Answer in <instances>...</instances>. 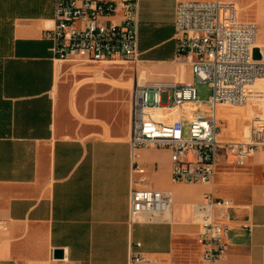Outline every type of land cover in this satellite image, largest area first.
Returning a JSON list of instances; mask_svg holds the SVG:
<instances>
[{
  "label": "crops",
  "instance_id": "obj_1",
  "mask_svg": "<svg viewBox=\"0 0 264 264\" xmlns=\"http://www.w3.org/2000/svg\"><path fill=\"white\" fill-rule=\"evenodd\" d=\"M177 1L139 0L137 67L148 81L193 84L190 66L174 58ZM259 2L254 22L263 39L256 36L255 44L264 59ZM53 12V0H0V221L8 227L0 230V264H127L133 241L157 264L195 261L200 224L191 204L204 193L231 202L222 217L228 222L225 264H264V150L236 166L220 149L210 182L185 183L171 180L167 148H139L144 173L134 174L128 143L133 74L109 80L116 63L53 59L42 36ZM113 90L124 97L120 119ZM247 92L264 104L261 83ZM218 122L220 138H236ZM134 178L143 179L136 187L171 192L168 222L128 221ZM56 249L61 257L53 255Z\"/></svg>",
  "mask_w": 264,
  "mask_h": 264
},
{
  "label": "built area",
  "instance_id": "obj_2",
  "mask_svg": "<svg viewBox=\"0 0 264 264\" xmlns=\"http://www.w3.org/2000/svg\"><path fill=\"white\" fill-rule=\"evenodd\" d=\"M52 24L42 36L57 61L78 63L127 62L134 67L129 102V137L133 173L143 174L137 160L139 148H167L170 176L174 182L208 183L217 168L220 149L240 166L257 149L264 150V123L247 139L220 138L216 109L221 105L243 106L252 99L247 86L264 79V59H254L257 25L244 20L239 8L226 0H181L174 5V58L190 66L196 80L207 82V103L212 114L192 113L189 136H182L180 103L199 100L190 82L167 85L148 81L137 68L139 0H53ZM171 87V90L169 89ZM165 93L166 102H162ZM169 101V102H168ZM129 194V222H168L173 197L170 191L136 187ZM231 202L204 193L191 204L192 217L200 224L195 242L199 256L183 264H225L228 222L223 219ZM214 209L223 213L214 215ZM227 218V216H226ZM248 228V225L244 224ZM0 221V230H7ZM154 255L141 250L140 241L130 242L127 264H157Z\"/></svg>",
  "mask_w": 264,
  "mask_h": 264
},
{
  "label": "rangeland",
  "instance_id": "obj_3",
  "mask_svg": "<svg viewBox=\"0 0 264 264\" xmlns=\"http://www.w3.org/2000/svg\"><path fill=\"white\" fill-rule=\"evenodd\" d=\"M229 2H233L236 4L240 10L239 15L242 19L253 20L255 21L258 8L260 6L259 0H226ZM263 37L258 34L257 41L262 40ZM71 65H81L78 62L64 60ZM177 63V61H176ZM116 67H113L109 70L108 78L109 80L115 79L116 81L121 80L122 78L127 76V73H132L134 67L127 62H118L116 63ZM138 68V67H137ZM190 70V67H189ZM138 72L141 75L142 71L138 68ZM147 71L144 69V76H146ZM122 75V76H120ZM120 76V77H119ZM118 83V82H117ZM264 87V79H257L252 85L248 87L251 89L252 87L259 85ZM193 86L195 89V96L199 100L198 104H195L192 100H185L180 103L181 110V126H182V136H189V127H190V118L192 113L196 111L203 112L204 115L209 116L212 114V108L207 103V99L211 93V89L207 82L199 81L194 78ZM171 90V87H169ZM113 97V108L114 111L120 119L124 109L125 102L122 92L118 90H113L111 93ZM165 93H162V102H166ZM169 102V101H168ZM250 104V106H249ZM249 104L243 106H234V105H221L222 109L217 110V118L221 122V132L228 133L232 132L235 134L236 139L246 140L248 134L258 125V123H264V104L259 99V97H255L251 99ZM236 114V116L234 115ZM254 116H258V119L253 118ZM258 120V121H257ZM244 124V125H243ZM243 126L249 127V131L246 132L243 130Z\"/></svg>",
  "mask_w": 264,
  "mask_h": 264
},
{
  "label": "water",
  "instance_id": "obj_4",
  "mask_svg": "<svg viewBox=\"0 0 264 264\" xmlns=\"http://www.w3.org/2000/svg\"><path fill=\"white\" fill-rule=\"evenodd\" d=\"M252 56H253L254 59H261L262 58V55L260 53V49H259L258 46H255L253 48ZM53 255L55 257H61L62 256V251L60 249H56V250H54Z\"/></svg>",
  "mask_w": 264,
  "mask_h": 264
},
{
  "label": "bare ground",
  "instance_id": "obj_5",
  "mask_svg": "<svg viewBox=\"0 0 264 264\" xmlns=\"http://www.w3.org/2000/svg\"><path fill=\"white\" fill-rule=\"evenodd\" d=\"M258 79H260V78H258ZM256 80H257V79H256ZM256 80H255V81H256ZM255 81H254V82H255ZM254 82H253V83H254ZM253 83H251V84H249V85L247 86V88H246L247 91H248V87H249L250 85H252ZM218 107H219V106H218Z\"/></svg>",
  "mask_w": 264,
  "mask_h": 264
}]
</instances>
